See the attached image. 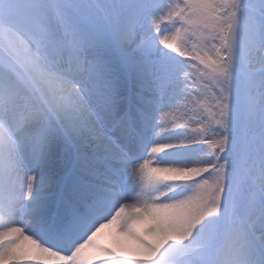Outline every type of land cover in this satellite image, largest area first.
I'll return each instance as SVG.
<instances>
[{
    "label": "snow or ice",
    "instance_id": "1",
    "mask_svg": "<svg viewBox=\"0 0 264 264\" xmlns=\"http://www.w3.org/2000/svg\"><path fill=\"white\" fill-rule=\"evenodd\" d=\"M0 264H264V0H0Z\"/></svg>",
    "mask_w": 264,
    "mask_h": 264
},
{
    "label": "bare ground",
    "instance_id": "2",
    "mask_svg": "<svg viewBox=\"0 0 264 264\" xmlns=\"http://www.w3.org/2000/svg\"><path fill=\"white\" fill-rule=\"evenodd\" d=\"M106 243H108V245H111L113 244V239L111 236H107V238L104 240Z\"/></svg>",
    "mask_w": 264,
    "mask_h": 264
},
{
    "label": "rangeland",
    "instance_id": "3",
    "mask_svg": "<svg viewBox=\"0 0 264 264\" xmlns=\"http://www.w3.org/2000/svg\"><path fill=\"white\" fill-rule=\"evenodd\" d=\"M107 238V236H105L103 239H102V242L103 243H105V244H108V243H106L104 240ZM109 246H111V245H109Z\"/></svg>",
    "mask_w": 264,
    "mask_h": 264
}]
</instances>
